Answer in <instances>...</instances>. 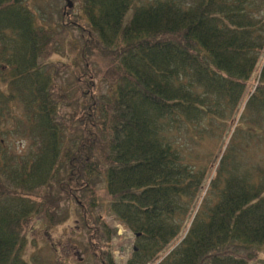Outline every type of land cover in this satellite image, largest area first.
<instances>
[{"label":"trees","instance_id":"16d2710c","mask_svg":"<svg viewBox=\"0 0 264 264\" xmlns=\"http://www.w3.org/2000/svg\"><path fill=\"white\" fill-rule=\"evenodd\" d=\"M77 1L88 46L113 57L114 73L101 76L110 88L105 96L93 94L91 78L77 95L52 89L39 69L50 35L41 33L43 44L40 19L24 0H0V33L10 35H0V63L8 68L0 67V264H26V227L34 218L47 226L59 218L52 211L59 196L35 202L36 190L67 189L83 209L74 193L91 201L100 179L109 212L136 236L127 264L157 260L181 234L206 179L196 150L234 127L264 53V0ZM73 105L78 111L59 117ZM240 119L213 194L160 264H264V170H243L239 154L264 131V65ZM2 135L33 147L15 155ZM101 227L95 241L104 235L108 245L109 229ZM102 256L101 264H113Z\"/></svg>","mask_w":264,"mask_h":264},{"label":"rangeland","instance_id":"374dc122","mask_svg":"<svg viewBox=\"0 0 264 264\" xmlns=\"http://www.w3.org/2000/svg\"><path fill=\"white\" fill-rule=\"evenodd\" d=\"M24 6H26L29 13L32 12L35 18L40 19L36 22V28L40 31L38 34H40L39 38L43 44L41 33L45 36L46 34L50 35L51 48L46 47L44 44L45 50L42 51L39 58V69L41 68L51 78L52 89L64 91L69 88L75 90L77 95L76 88L85 89L84 82L91 78V83L95 88L94 95L105 96L109 94V84L104 82L101 76L106 72L110 74L109 76L114 73L113 57L111 55L106 57L97 55L94 48L88 46V42H86L88 40L87 33L79 28V25L83 24L75 19V16L79 13L78 1L24 0ZM0 35L4 36L5 39L10 38L8 33L4 34L2 32ZM105 51L106 53L109 52L106 49ZM1 64L2 71H7L8 68L5 65L1 66ZM263 65L264 53L254 74L251 76L244 100L238 108V115L234 117L236 121L234 126H238L239 123L241 127L239 121L244 112L246 101L258 86V79ZM84 73L86 74L84 75ZM79 104L82 106L84 101L78 102L77 106ZM77 106L60 108L59 117L65 120L66 116L68 118L75 111H78ZM13 115L16 118L18 113L16 112ZM10 129H8L9 133L14 131H12L13 127ZM231 130V127H228L221 140L216 138V140L206 141L200 149L196 150L195 153L201 161L200 167L207 169L206 179L202 183L199 195L193 203V209L185 220L181 235H178L159 254L158 260L166 258L174 250L176 244L180 242V239L186 236L185 232L197 216L196 214L202 202L209 200L211 196L208 198L207 196L213 194L211 183L215 180V172L221 157L230 144V139L233 138L232 135L235 131L231 132ZM176 136L170 134V137ZM182 136L183 134L177 136V140H180ZM3 137L6 139L5 136ZM4 144L15 155H24L28 147H33L29 140L19 136L7 138ZM239 154L242 163H244H241L243 170H253L255 175H257L259 169L264 170V131H260L250 144L243 146L242 149L239 148ZM105 187L106 182L104 179L95 181V195L91 201L83 197L84 191L74 193L77 197L76 201L79 200L80 204H84L83 209L85 211L75 204L72 199L74 197L70 196L69 198L67 189L58 192L56 185L52 184L51 187L36 190L34 197L31 195L32 201L39 202L40 198L46 194L51 198L58 195L62 201L57 204L56 208L52 209L59 217L53 219V225L47 226L42 219L34 218L26 227L24 233L27 240L24 249L26 264H101V255H103V258L107 254L113 264H127L134 252L136 237L109 212L108 206L111 201ZM82 188H79V190L81 191ZM102 225H105L110 232V238L107 239L109 241L108 245L104 244L106 242L104 235L100 236L103 238L101 242L95 241L96 237H99V230L103 233L104 228L101 227ZM101 244L102 250L98 253L96 249L101 247ZM258 257L264 263V251Z\"/></svg>","mask_w":264,"mask_h":264}]
</instances>
